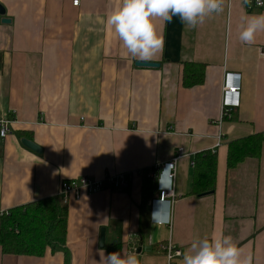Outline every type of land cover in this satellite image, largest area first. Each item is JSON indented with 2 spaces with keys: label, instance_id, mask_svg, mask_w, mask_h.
Returning a JSON list of instances; mask_svg holds the SVG:
<instances>
[{
  "label": "crops",
  "instance_id": "obj_1",
  "mask_svg": "<svg viewBox=\"0 0 264 264\" xmlns=\"http://www.w3.org/2000/svg\"><path fill=\"white\" fill-rule=\"evenodd\" d=\"M120 3L0 0L11 20L0 22V119L14 121L12 134L0 138V211L58 197L63 181L133 175L125 190L69 201L65 251L38 258L4 255L0 247V264H95L102 229L105 255L135 253L139 264H165L159 245L170 240L184 253L196 238L223 235L251 264H264V146L260 159L227 169L229 142L264 133V31L251 45L238 38L244 19L264 11L224 0L223 13L196 27L177 17L156 20L163 45L146 62L160 67L145 68L106 26ZM185 62L207 65L204 85L182 88ZM226 75L241 77L240 105L219 125ZM179 149L175 199L163 209L169 224L156 225L157 189L143 200L142 173L172 163ZM205 151L218 155L216 191L188 196L193 159Z\"/></svg>",
  "mask_w": 264,
  "mask_h": 264
},
{
  "label": "clouds",
  "instance_id": "obj_2",
  "mask_svg": "<svg viewBox=\"0 0 264 264\" xmlns=\"http://www.w3.org/2000/svg\"><path fill=\"white\" fill-rule=\"evenodd\" d=\"M253 0H242L250 6ZM255 6L264 8V0H254ZM224 11V0H121L120 6L112 9L106 17V26L120 41L124 54L137 62L151 60L162 48L163 38L156 29V20L171 22L177 17L185 26L196 27L212 15ZM230 33V26L228 29ZM264 31V12L252 14L244 19L239 40L251 45L257 33ZM2 134V133H0ZM162 187V185H161ZM159 201L151 211V221L164 224L169 217ZM99 260L95 264H139L135 253L120 252L105 255L98 250ZM180 264H251V256L244 255L230 235L194 239L183 253Z\"/></svg>",
  "mask_w": 264,
  "mask_h": 264
},
{
  "label": "trees",
  "instance_id": "obj_3",
  "mask_svg": "<svg viewBox=\"0 0 264 264\" xmlns=\"http://www.w3.org/2000/svg\"><path fill=\"white\" fill-rule=\"evenodd\" d=\"M181 68L182 88L193 89L204 85L207 65L185 62L181 64ZM25 133L22 132L21 137ZM263 146L264 133L253 134L229 142L227 169L234 170L248 159H260ZM217 170V152L205 151L195 155L192 187L188 196L201 197L208 192L214 194L217 187ZM151 172L152 169H146L142 173V197L144 201L150 199L156 192L155 180L149 178ZM68 216V205L63 203L61 197L39 200L0 214V247L2 253L4 255L41 258L47 250H51L53 253L65 251ZM118 247L119 244L110 248V251H116Z\"/></svg>",
  "mask_w": 264,
  "mask_h": 264
},
{
  "label": "built area",
  "instance_id": "obj_4",
  "mask_svg": "<svg viewBox=\"0 0 264 264\" xmlns=\"http://www.w3.org/2000/svg\"><path fill=\"white\" fill-rule=\"evenodd\" d=\"M81 0H73V5L78 7ZM247 12L264 11V8H258L255 6L254 0L250 6H245ZM240 91H241V77L237 75L236 78L233 75H226L224 86V101L221 121L219 125L225 120L230 118L232 109L239 107L240 105ZM234 99L232 100L231 98ZM14 121L8 118L0 119V138L5 139L12 134V125ZM220 142V141H219ZM184 150L179 149L178 155L173 159L172 163L168 165H155L152 172L149 174V178L155 180L157 187V199L153 202L158 203L162 201L163 204L169 202V199H175L173 192V180L177 162L183 157ZM133 179L132 174H119L114 176H106L103 179H95L91 177H81L78 179L63 181L60 185L58 197H61L63 203L68 205L71 199L80 200L83 193L91 195L97 194L103 191H122L129 188ZM164 179H166L164 181ZM168 179V182H167ZM162 185V187H161ZM6 211H0V214ZM164 224H169L167 221ZM163 225V224H161ZM159 249L165 252L166 263L165 264H177L178 260L182 259L183 250L175 246L172 241L159 245Z\"/></svg>",
  "mask_w": 264,
  "mask_h": 264
},
{
  "label": "water",
  "instance_id": "obj_5",
  "mask_svg": "<svg viewBox=\"0 0 264 264\" xmlns=\"http://www.w3.org/2000/svg\"><path fill=\"white\" fill-rule=\"evenodd\" d=\"M6 13L7 12H6L5 7L2 4H0V17L2 18L1 19L2 24H10L11 23V20L6 18ZM136 66L137 67H145V68H159L160 64L149 63V62H137ZM21 142L26 148L32 150L33 152H35L37 154H42V149L38 145L33 143L32 141H29L27 139H23ZM212 194H213V192H208V193L201 195V197L210 196ZM105 246H106V229H102L101 235H100V248L104 249ZM138 253H140V251H138Z\"/></svg>",
  "mask_w": 264,
  "mask_h": 264
},
{
  "label": "rangeland",
  "instance_id": "obj_6",
  "mask_svg": "<svg viewBox=\"0 0 264 264\" xmlns=\"http://www.w3.org/2000/svg\"><path fill=\"white\" fill-rule=\"evenodd\" d=\"M156 189H157V187H156ZM157 196H158V194H157ZM157 204H158V203H155V202L152 203L151 211H152V210L154 211V210L156 209ZM151 222H152V221H151Z\"/></svg>",
  "mask_w": 264,
  "mask_h": 264
}]
</instances>
